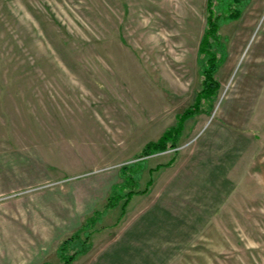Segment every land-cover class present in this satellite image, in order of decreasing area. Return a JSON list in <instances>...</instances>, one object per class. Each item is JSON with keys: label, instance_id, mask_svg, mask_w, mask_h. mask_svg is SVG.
<instances>
[{"label": "rangeland", "instance_id": "rangeland-1", "mask_svg": "<svg viewBox=\"0 0 264 264\" xmlns=\"http://www.w3.org/2000/svg\"><path fill=\"white\" fill-rule=\"evenodd\" d=\"M207 4L0 0V264H63L55 251L73 234L54 229L98 212L83 241L140 207L134 226L147 224L156 194L182 220L158 264H264V0L220 26L216 96L174 147L141 157L202 89ZM149 179L156 194L122 216L119 198Z\"/></svg>", "mask_w": 264, "mask_h": 264}, {"label": "crops", "instance_id": "crops-1", "mask_svg": "<svg viewBox=\"0 0 264 264\" xmlns=\"http://www.w3.org/2000/svg\"><path fill=\"white\" fill-rule=\"evenodd\" d=\"M154 194L156 193L151 192L144 195L148 197ZM167 197V195L163 194H159L157 197L156 194L155 202L159 203V199H161L164 200V203L151 212L150 221L147 224L134 226L145 212L142 207L134 212L135 214L138 211V216L133 214L127 221L124 220L118 226L102 224L104 227L90 236V250L85 254L79 255L71 264H158L165 262L168 239L171 235L176 236V225L178 222L181 224L180 222L182 221L181 216L177 218L178 215L175 212H172V214L168 209ZM150 199L153 200L154 198ZM159 224H164V227L160 228ZM75 230L73 229L69 233V229L58 227L54 229L56 233L52 235L56 234L58 237L67 238L74 234ZM168 230L172 234H168ZM45 249L47 251L49 246L45 247ZM57 249L58 245L55 252H57ZM42 251L40 254L36 252L37 256H43L45 250ZM38 263L55 264L50 258H44Z\"/></svg>", "mask_w": 264, "mask_h": 264}, {"label": "trees", "instance_id": "trees-1", "mask_svg": "<svg viewBox=\"0 0 264 264\" xmlns=\"http://www.w3.org/2000/svg\"><path fill=\"white\" fill-rule=\"evenodd\" d=\"M248 2L249 0H222L217 7L216 5H214L213 0H208L207 24L199 46V65L201 73L204 77L202 89L197 94L194 104L188 107L183 114H178L177 124L175 126L167 129L158 142L150 141L144 146L141 157L150 155L154 151L165 150L169 142H171V146L174 147L175 145L173 142H175L181 134L183 129V122L185 121V119L196 115L200 111V104L203 99L214 98L216 96V92L219 89V82L215 78V73L225 58V48L221 42L219 28L222 23L237 18L238 15L242 12L243 7H245ZM217 12H219L220 14L218 15ZM130 165L132 164L125 165L123 167V170L128 171V169H130ZM137 173L139 174L140 171H138ZM152 184L153 180L149 179L147 182V187L144 190H131L128 193L124 194L126 195L125 197L121 196V198H119L120 200L124 199L121 208L122 216L125 214L126 207L132 197L137 194H144L149 192V187ZM113 191H120V189L113 186ZM113 196L114 195H111L109 199L110 204H107L106 208L115 207L117 205V201L112 202ZM97 213L98 212L94 213L92 217H90L88 222L81 229L76 231L73 236L64 240L59 245L57 252L59 257L62 259L63 264H71L79 255L88 252L91 247L89 243L91 233L87 232L83 241H81L79 237L82 230H84L85 227L88 228L95 221L94 217H96ZM70 248L72 251H74V254L66 256L65 253Z\"/></svg>", "mask_w": 264, "mask_h": 264}]
</instances>
